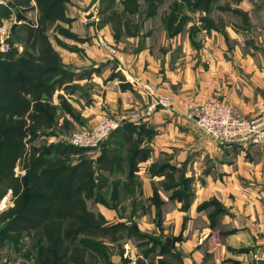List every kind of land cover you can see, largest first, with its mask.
Listing matches in <instances>:
<instances>
[{"label": "trees", "instance_id": "16d2710c", "mask_svg": "<svg viewBox=\"0 0 264 264\" xmlns=\"http://www.w3.org/2000/svg\"><path fill=\"white\" fill-rule=\"evenodd\" d=\"M3 1L6 5L0 6L1 12L15 14L18 18L35 12L36 19L35 26L31 24L26 28L24 52L19 56L14 50L0 54V200L8 191L13 198L12 207L2 216L5 221H11L4 229L0 226V241L16 245L27 238L35 245L36 264H114V255L121 258L120 264H127L130 260L124 258L123 243L145 240L144 245L152 243L144 252L145 259L159 245L171 258L166 262L160 259L159 264H182L180 254L174 251V242L167 246V241H158L156 236L141 232L132 216L125 221L109 223L86 205V200L91 197L104 205L102 190L107 187V182L103 173H126V167L128 183L122 191H129L138 163L145 161L149 154L147 147L143 146L145 140L152 136L148 129L123 123L110 136L109 142L120 138L117 149H103L94 160L78 157L75 162H70V156L77 154L75 150L82 149L69 144L59 143L48 148L33 144L53 130L65 131L64 128L71 127L66 118L59 122L57 113L60 107L66 115L74 119L78 116L77 110L61 96H58V107L52 104L56 92L75 90L78 87L70 85L84 75L63 64L47 36L49 27L70 24L65 14L69 0ZM138 1L123 0L121 14L113 12L107 21H102L113 24L115 29L118 27V33L125 29L128 37L135 36L138 28L135 26V31L129 32L131 23L124 18V13L136 9ZM179 1L193 11L207 14L217 0ZM179 5L173 3V6ZM150 15H154V11ZM186 19V16L180 19L174 14L168 16L167 30L181 31ZM202 21L207 20L204 18ZM214 29L219 30L218 27ZM57 31L69 39H78L66 31ZM51 150H54L52 155L49 153ZM15 168H19L18 175ZM148 170L151 177H164L160 183L162 189L179 186V193L176 191L175 195L186 197V181H183L182 190L180 184L174 182L169 166L152 164ZM117 185L118 182L115 190ZM153 192L151 202L158 207L154 185ZM136 264L146 263L138 259Z\"/></svg>", "mask_w": 264, "mask_h": 264}, {"label": "crops", "instance_id": "0c3cea01", "mask_svg": "<svg viewBox=\"0 0 264 264\" xmlns=\"http://www.w3.org/2000/svg\"><path fill=\"white\" fill-rule=\"evenodd\" d=\"M68 3H77V0H69ZM4 5L6 3L0 0V6ZM32 15L35 20L36 14L32 12ZM84 15L86 13H82ZM88 20L83 17L70 26L73 27L71 32L78 36L77 43L72 41V45L84 50L83 56L54 47L63 64L72 67L76 73L84 74L72 83L78 90L70 98L63 96L74 109L81 112L85 124L94 122L97 115L105 112L113 117H127L130 112L143 116L141 122L133 124L144 126L152 136L143 144L148 149V157L138 163L132 177L135 188L139 187L140 192L129 195L130 201L134 204L142 198V193L146 199H150L152 217L161 215V220L162 215H178L183 220L199 217L206 224L200 233L202 241L208 243L212 238L221 239L215 248L205 250L207 255H202L201 250L191 252L184 248H181V253L178 252L175 243L180 239H176L174 250L180 254L182 264H264V144L242 146L219 143L207 136L195 120L184 118L187 103L208 100L228 106L240 118L253 119L259 116L264 106V33L259 40L262 46L259 53L252 50L241 52V46H238L232 54H202V64L175 68L168 65L166 60L158 61L149 53L141 52L135 55L132 64L127 63L122 66L123 69L120 68L121 73L114 68L110 69L111 72L107 70L109 74L105 71L97 75L92 66L93 61H96V51L88 47L90 45L85 38L86 34L87 38L93 34L82 27V24L87 25ZM112 72L115 73L112 75ZM146 84L169 98L167 107L157 106L153 111L148 110L152 100L142 90ZM61 93L57 92V95ZM152 164L169 166L177 184L183 185V181H186L187 188L193 191L186 207L185 202L175 195L179 186L164 190L160 186L164 177L153 178L149 175L148 169ZM124 172L127 173L126 167ZM126 173L124 185L128 183ZM139 179L143 180L142 185ZM153 185L157 189L158 207L151 202ZM182 185L181 189L184 187ZM169 202L175 204L176 211L164 214L162 207ZM98 212L106 217L101 210ZM144 215L140 213L141 222ZM132 219L141 232L149 234L142 230L136 216L133 215ZM218 226V235H215ZM183 230L184 226L179 231L183 233ZM178 236L181 237V234ZM212 254L209 263L208 255Z\"/></svg>", "mask_w": 264, "mask_h": 264}, {"label": "rangeland", "instance_id": "374dc122", "mask_svg": "<svg viewBox=\"0 0 264 264\" xmlns=\"http://www.w3.org/2000/svg\"><path fill=\"white\" fill-rule=\"evenodd\" d=\"M83 1L84 0H77L78 4L67 3L65 14L67 13L66 17L70 20V24H58L49 27L47 36L53 47L66 49L67 52H73L78 56H83L84 50L79 49L77 45H72L73 42L77 43L76 40L58 34L57 30L66 31L77 36L75 33L71 32L73 29V27H70L72 25L71 23L75 22V20L83 19V17L89 19L88 22H86L87 25L82 24V27L85 28L86 32L87 30L88 32L91 30V33L93 34L87 38L86 36L88 35L83 31V34H86L85 38L90 45L88 47L90 49L93 47L96 51V54L94 55L96 61H93L94 65L92 66L94 67V73L97 75L104 73L108 69L114 70V68H117L116 70H119L121 73L120 68H122L124 64H132L135 55L141 52L149 53L152 58L157 59L158 61L166 60L168 65H173L175 68H182L190 67L192 64H202L200 59L202 54L207 55L223 52L225 54L224 56H226L227 53L232 54L233 52H236V47L238 46H241V52H250V50H252L259 53L262 51V46L261 43H259V40L261 41V37H263L264 33V0H217L211 6L210 11L207 14L193 11L182 5L179 0H140L137 3L136 9L124 13V18L129 19L131 23L129 32L133 33L135 31V26L138 28L136 35L132 37H128L125 29H122V31H119L120 33H118V27L115 29L113 24H106L103 22L104 20L107 21L106 19L109 18L113 12L121 14L123 0H88L86 4H84ZM174 2H177L178 5L180 4L181 7L180 5L173 6ZM81 4H84V6L81 7ZM1 11L2 10H0V27L4 26L8 31V52L14 50L16 51V56H19L26 50V28L31 24L35 26L32 12L18 18L15 14L9 15L7 12ZM152 11H154V15H150ZM82 13H86V15L82 16ZM172 14H174L177 19H180L182 16H186L187 18L185 24L181 27L182 30L177 33L176 31L169 32L166 27V20L168 16ZM204 18H206L207 21L203 22L202 20ZM120 19H122L121 16ZM215 27H218L219 30L216 31L214 29ZM81 42L85 41L82 40ZM125 56H127L126 61ZM98 62L105 63V65L101 66ZM114 73L115 72H112L111 74L113 75ZM70 86L76 85L71 84ZM75 90H78V88ZM75 90H60L58 92H62L61 95H57L56 92L53 95L52 104L58 107L60 96L68 102L63 95L70 98ZM60 108L61 110L58 109L59 111L57 113L59 122H61L63 118H66L71 123V127L68 126L69 128H64L65 131H51L49 135L43 136L33 143L36 147L48 148L59 143L68 145L70 138H72V134L80 131H89L95 125L100 124L107 118L121 120V125L123 123L133 124V122L138 124L141 122V119H143L140 118L135 120L131 119V116L126 117V115L113 117L110 116L111 114L105 112L97 115L98 118L94 122L89 120L90 123L85 124L79 110H77V119H74L71 115H66L62 107ZM127 111L129 112L130 109ZM130 114L133 113L130 112ZM121 132L128 133L127 130H122ZM121 132L120 134H123ZM111 134L94 149H82V151L74 149L77 154L71 155L69 161L75 162L78 157L93 158L94 160L100 155L103 149L108 148L110 151L117 149L116 145L120 138H115V141L109 142L112 139L110 138ZM51 151L52 152H49L50 155H52L54 150ZM123 151L126 152V148H124ZM19 173V168H15V174L18 175ZM103 174L107 182V187L102 190L104 196L102 197V201L104 205L95 202L96 200L93 197L86 200V205L87 208L94 213H99L98 210L104 212L106 217L102 216L109 223L125 221L127 218L134 215L136 216V220L140 224L142 230L156 236L158 241L169 240L170 244H172L173 242H176V239H180V241L175 243L178 252L181 251V248H184L189 249V251L191 250V252L201 250V253H203L202 255H204L206 254V249L210 250L215 248L216 243L221 242V239L216 240L217 238H212L208 243L202 241L200 233L206 224L199 217L192 219L189 217L185 220L179 218L178 215L175 217H166L165 215H162V220L158 218V215L152 217L151 209L149 208L150 199H146L145 195L141 193L140 196L142 198L135 201L134 204L130 201L129 195H137L140 192L139 187L135 188L134 180L129 191L124 192V194L121 189L124 187L123 177L125 176V173L115 172L109 175L107 173ZM155 180L157 181L158 179ZM138 181L140 184L143 182L141 179ZM117 182L120 185V190L118 189L119 185H117L115 190ZM150 183L151 182H149V184ZM180 185H182V183H180ZM185 187L186 197L183 196V198H181L180 195H177V197L185 202L186 207L187 199L190 198L191 201L193 191L191 188L189 190L186 184ZM135 190H137L136 193ZM178 193L179 191H177V194ZM121 195L122 199H120ZM12 199L11 192L8 191L0 200V226L5 221L2 219L3 214L13 205ZM210 205L211 203L209 206ZM162 210L164 211V214L166 212L173 213L176 211V206L169 202L162 207ZM140 213H145L142 222L140 220ZM193 216L194 215H192V217ZM167 219L176 220L173 221ZM182 226H184L183 233L179 231ZM217 231H219V226L215 231V235H218V233H216ZM179 234H181V237L178 236ZM172 240L174 241L172 242ZM124 243L122 245L124 249V258L130 260L127 264H136L138 259L144 260L146 264H159L160 259L165 262L171 260L168 254H164V251L159 245L156 247L155 251L145 259L144 252L150 249L152 243L144 245L146 244L145 240L139 242L127 241L125 244ZM128 247L130 249H127ZM36 252L35 245H33L27 238H23L16 245H13L8 241H0V264H36ZM208 256H210L209 263H211L210 260H212L213 254ZM195 257H197V255H195ZM112 261L114 264H120L121 258L114 255ZM245 261L247 262V260ZM191 264L196 263L193 262Z\"/></svg>", "mask_w": 264, "mask_h": 264}, {"label": "built area", "instance_id": "2783aa9c", "mask_svg": "<svg viewBox=\"0 0 264 264\" xmlns=\"http://www.w3.org/2000/svg\"><path fill=\"white\" fill-rule=\"evenodd\" d=\"M8 31L0 27V53L8 52ZM142 90L151 98L148 107L153 111L157 106L167 107L169 98L158 94L150 85L146 84ZM184 118L195 120L197 126L214 141L224 144L242 146H257L264 144V106L259 116L253 119L237 117L228 106L214 100L203 103L186 104ZM132 119H140L141 113L130 114ZM121 120L105 119L89 131H80L72 134L69 144L80 149L96 148L108 135L121 125Z\"/></svg>", "mask_w": 264, "mask_h": 264}, {"label": "water", "instance_id": "95a60500", "mask_svg": "<svg viewBox=\"0 0 264 264\" xmlns=\"http://www.w3.org/2000/svg\"><path fill=\"white\" fill-rule=\"evenodd\" d=\"M10 221H11V219L6 220L5 222H3V224H1V228L4 229ZM169 245H170V241L167 240V246H169Z\"/></svg>", "mask_w": 264, "mask_h": 264}]
</instances>
